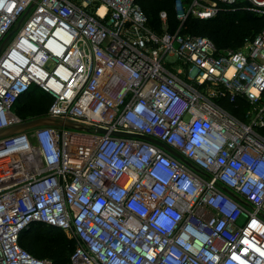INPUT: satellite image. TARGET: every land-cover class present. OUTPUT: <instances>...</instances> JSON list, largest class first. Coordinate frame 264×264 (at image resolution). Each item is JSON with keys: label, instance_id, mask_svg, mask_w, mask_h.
Segmentation results:
<instances>
[{"label": "built area", "instance_id": "1", "mask_svg": "<svg viewBox=\"0 0 264 264\" xmlns=\"http://www.w3.org/2000/svg\"><path fill=\"white\" fill-rule=\"evenodd\" d=\"M174 8L159 31L137 0H0V129L38 117L16 110L34 86L87 127L0 139V264H53L20 243L36 224L69 264H264V28L224 49L182 30L264 0Z\"/></svg>", "mask_w": 264, "mask_h": 264}, {"label": "trees", "instance_id": "2", "mask_svg": "<svg viewBox=\"0 0 264 264\" xmlns=\"http://www.w3.org/2000/svg\"><path fill=\"white\" fill-rule=\"evenodd\" d=\"M175 0H137L149 16V22L157 30L162 29L160 13H168V26L176 31L180 20L174 8ZM264 28V16H256L244 10H223L217 17L198 19L189 17L183 32L208 36L218 48H238L247 39L254 38ZM40 93V95H39ZM51 97L38 87H32L30 92L16 102V110L23 118L41 116L47 113ZM244 107V103H240ZM241 107V108H242ZM240 114L239 109L234 110ZM21 245L42 258H50L53 264H69L75 245L73 239L59 230L36 224L25 229L20 237Z\"/></svg>", "mask_w": 264, "mask_h": 264}, {"label": "water", "instance_id": "3", "mask_svg": "<svg viewBox=\"0 0 264 264\" xmlns=\"http://www.w3.org/2000/svg\"><path fill=\"white\" fill-rule=\"evenodd\" d=\"M9 37L10 36H8L2 42L1 47H0V51H1L2 47L4 46V44L6 43V41L9 39ZM45 125L68 126V127L78 128V129L87 128L85 125L78 123V122L71 121V120L60 119V118H57L54 116H47V115L46 116H38V117L33 118L31 120H26V121H23L21 123L0 129V139L7 138V137L14 135V134H17V133H23L27 130L34 128V127L45 126ZM102 131L106 132L105 129ZM112 134L117 135V136H125V137H140V138H144V139H147L149 141L158 143L160 145H164V143H162L161 141H159L157 139H154L152 137L145 136V135H142L139 133L114 130V131H112ZM167 148L170 149L174 154L179 156V154L176 151L172 150L169 147H167ZM226 190L231 192L227 188H226Z\"/></svg>", "mask_w": 264, "mask_h": 264}, {"label": "rangeland", "instance_id": "4", "mask_svg": "<svg viewBox=\"0 0 264 264\" xmlns=\"http://www.w3.org/2000/svg\"><path fill=\"white\" fill-rule=\"evenodd\" d=\"M41 60H45L43 57H41L40 58ZM39 95H40V93H39ZM72 239V238H71ZM73 242H74V244L73 245H75V240L73 239Z\"/></svg>", "mask_w": 264, "mask_h": 264}, {"label": "clouds", "instance_id": "5", "mask_svg": "<svg viewBox=\"0 0 264 264\" xmlns=\"http://www.w3.org/2000/svg\"><path fill=\"white\" fill-rule=\"evenodd\" d=\"M161 222L164 223V224L167 223L165 220H161Z\"/></svg>", "mask_w": 264, "mask_h": 264}]
</instances>
